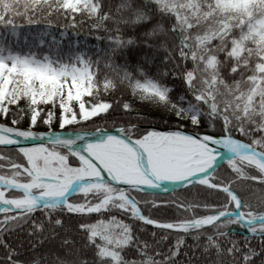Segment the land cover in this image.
<instances>
[{
    "label": "snow or ice",
    "instance_id": "snow-or-ice-1",
    "mask_svg": "<svg viewBox=\"0 0 264 264\" xmlns=\"http://www.w3.org/2000/svg\"><path fill=\"white\" fill-rule=\"evenodd\" d=\"M0 116V264H264V0H0Z\"/></svg>",
    "mask_w": 264,
    "mask_h": 264
},
{
    "label": "trees",
    "instance_id": "trees-1",
    "mask_svg": "<svg viewBox=\"0 0 264 264\" xmlns=\"http://www.w3.org/2000/svg\"><path fill=\"white\" fill-rule=\"evenodd\" d=\"M53 21L57 24V25H63V24H66V23H68L67 21H65V20H63V19H59V20H57L56 19V17H53ZM77 22H78V24H79V18H77ZM76 32H78L79 33V35L78 36H75V37H73L74 38V40L75 39H78V40H80V41H85V40H87L90 44H95V40H94V36H95V33H93V32H91L90 31V25L86 22V23H84L83 25H81V26H79L77 29H76ZM68 35L70 36V37H72L73 36V30L72 29H69L68 30ZM169 86L170 87H174L175 89H176V94L178 95L179 94V91H180V89H179V82L177 81L176 82V84H169ZM118 96H119V93L117 94ZM152 111H154L153 109H151V108H146V109H144V114H147V113H149V112H152ZM57 112H58V110H57ZM42 115H44V113H42ZM6 121V123H9L10 121H11V116H9L8 117V119L7 120H5ZM98 123H100L101 125L103 124V122L102 121H100V122H98ZM117 123H119V122H117ZM20 127L21 128H27L28 127V124H27V122H22L21 123V125H20ZM37 128H48V126L47 125H44L43 124V121L42 120H40L39 122H38V125L36 126ZM108 127H109V129L111 130L112 129V124H111V121H109V123H108ZM144 127H147V128H150V127H152L151 125H144ZM155 127L156 128H161L162 127V125L160 124V123H157L156 125H155ZM88 129H89V131H92V130H94V126H92V125H88ZM58 130H60V128H59V124H58V122L56 121V120H54L53 121V125H52V129H51V131H58ZM67 130H73V131H78V130H80L79 129V127H73V126H70V127H65V129H63V131H67ZM225 168H226V165H224V166H222L221 168H219L218 170H217V174H223L224 173V171H225ZM254 183V182H253ZM198 191V188H194V189H192L191 190V192H185L184 191V189H180V190H177V191H175V192H171V193H169V194H167V195H165V194H157L156 196H148V197H146V199H149V200H155V201H157V202H160V201H167V200H172V199H174V198H176V197H180V198H183V199H193L194 198V195H195V193ZM221 199H223V195H221V197H220ZM254 202V201H253ZM153 216H154V218H157V219H160V220H167V219H169L170 217H171V213H168L167 215H165L164 213H163V211H161V212H155L154 210H153ZM148 227V232H149V234L151 233V231L153 230L152 229V226H147ZM236 230V232H237V238H240V239H242V237L244 236V235H247V233H246V231L245 230H243V229H240V228H236L235 229ZM188 243L189 244H191V243H193V241L191 240V239H189L188 240Z\"/></svg>",
    "mask_w": 264,
    "mask_h": 264
},
{
    "label": "water",
    "instance_id": "water-1",
    "mask_svg": "<svg viewBox=\"0 0 264 264\" xmlns=\"http://www.w3.org/2000/svg\"><path fill=\"white\" fill-rule=\"evenodd\" d=\"M0 124H7V123L0 122ZM33 131H35L36 133H48L49 132V130H34V129H33ZM53 132H60L61 135H67V134H69V133H71L73 131H53ZM89 132L90 133H94V130L89 131ZM113 134H115V133L113 132ZM89 138H94V136L93 135H90ZM28 146H31V144H29ZM177 190H180V189L178 188ZM160 194H163V193H160Z\"/></svg>",
    "mask_w": 264,
    "mask_h": 264
},
{
    "label": "rangeland",
    "instance_id": "rangeland-1",
    "mask_svg": "<svg viewBox=\"0 0 264 264\" xmlns=\"http://www.w3.org/2000/svg\"><path fill=\"white\" fill-rule=\"evenodd\" d=\"M0 122H5L6 123V121H5V119L2 117V116H0ZM7 124H10V122L9 123H7ZM66 127H70V126H66ZM34 130H49V128H37V127H35L34 128ZM68 131H73V130H68Z\"/></svg>",
    "mask_w": 264,
    "mask_h": 264
},
{
    "label": "bare ground",
    "instance_id": "bare-ground-1",
    "mask_svg": "<svg viewBox=\"0 0 264 264\" xmlns=\"http://www.w3.org/2000/svg\"><path fill=\"white\" fill-rule=\"evenodd\" d=\"M95 138V137H94ZM94 138H90V139H94Z\"/></svg>",
    "mask_w": 264,
    "mask_h": 264
}]
</instances>
